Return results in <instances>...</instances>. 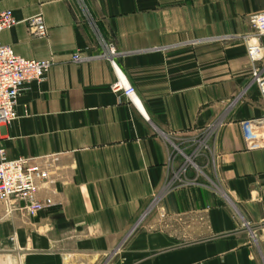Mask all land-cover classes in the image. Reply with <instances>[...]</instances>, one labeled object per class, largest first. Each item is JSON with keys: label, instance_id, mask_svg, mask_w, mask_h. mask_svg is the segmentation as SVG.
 <instances>
[{"label": "crops", "instance_id": "crops-1", "mask_svg": "<svg viewBox=\"0 0 264 264\" xmlns=\"http://www.w3.org/2000/svg\"><path fill=\"white\" fill-rule=\"evenodd\" d=\"M4 11L16 24L2 44L51 67L25 85L0 149L48 170L37 195L54 204L7 215L0 202V264H264V151L243 129L264 113L247 56L264 0H0ZM116 69L136 104L111 89Z\"/></svg>", "mask_w": 264, "mask_h": 264}, {"label": "built area", "instance_id": "built-area-1", "mask_svg": "<svg viewBox=\"0 0 264 264\" xmlns=\"http://www.w3.org/2000/svg\"><path fill=\"white\" fill-rule=\"evenodd\" d=\"M254 34L247 42V56L252 65V80L264 102V70L259 67L263 60L264 50V11L250 16ZM16 20L11 11L0 13V35L12 28ZM29 31L34 37H45L47 27L41 17L27 21ZM117 50L113 44L107 46L105 55L113 65ZM80 61L79 56L74 57ZM51 63L46 60H29L17 55L14 50L2 44L0 39V127L18 118L17 105L25 85L32 81H41L49 71ZM117 80L111 86L114 92L120 93L132 103H137L135 89L128 83L125 76L116 69ZM243 129L249 139L256 142V147L264 151V113L261 117L251 119L243 124ZM49 177L47 169L35 163L32 159L10 160L5 150L0 149V202L5 205L6 214L10 215L16 208V201H24L29 214L44 212L53 207V200L38 198L39 183Z\"/></svg>", "mask_w": 264, "mask_h": 264}]
</instances>
